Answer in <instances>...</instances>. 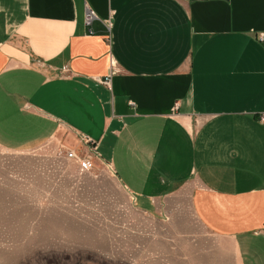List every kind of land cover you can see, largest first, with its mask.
<instances>
[{
    "label": "crops",
    "instance_id": "1",
    "mask_svg": "<svg viewBox=\"0 0 264 264\" xmlns=\"http://www.w3.org/2000/svg\"><path fill=\"white\" fill-rule=\"evenodd\" d=\"M259 34L264 0H0V147L85 136L138 207L185 189L234 264H264Z\"/></svg>",
    "mask_w": 264,
    "mask_h": 264
},
{
    "label": "rangeland",
    "instance_id": "2",
    "mask_svg": "<svg viewBox=\"0 0 264 264\" xmlns=\"http://www.w3.org/2000/svg\"><path fill=\"white\" fill-rule=\"evenodd\" d=\"M61 146L89 151L66 131L30 150L0 147V264H234L185 189L142 209L105 161L80 169Z\"/></svg>",
    "mask_w": 264,
    "mask_h": 264
},
{
    "label": "built area",
    "instance_id": "3",
    "mask_svg": "<svg viewBox=\"0 0 264 264\" xmlns=\"http://www.w3.org/2000/svg\"><path fill=\"white\" fill-rule=\"evenodd\" d=\"M95 18V13L88 8L87 6L85 7L84 13H83V22L85 25H89L90 22ZM106 27L108 28L107 24ZM91 32V30H89ZM259 39L262 40L264 38L263 34H259ZM99 82H103L104 84L108 82V77H104L103 79L99 80ZM264 116H260V119L263 120ZM80 139L84 142V144L88 147V150L85 154H77L73 148L66 147V146H61L62 151L64 156L67 159L74 160L78 167L80 169H88L91 166V158L92 155H94L96 158L100 159L99 155L97 154L95 150V143L85 137V136H79Z\"/></svg>",
    "mask_w": 264,
    "mask_h": 264
}]
</instances>
